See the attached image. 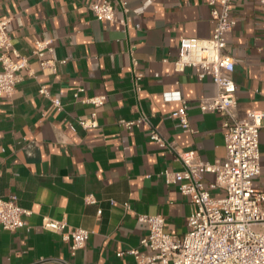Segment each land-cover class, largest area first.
I'll return each mask as SVG.
<instances>
[{"label":"crops","instance_id":"1","mask_svg":"<svg viewBox=\"0 0 264 264\" xmlns=\"http://www.w3.org/2000/svg\"><path fill=\"white\" fill-rule=\"evenodd\" d=\"M96 1L0 0V21L10 20L21 57H31L36 40H53L55 59L65 62L56 78L31 58L36 75L23 71L15 96L0 99V197H16L32 213L29 231L0 226V264H132L127 252L149 234L141 215L163 216L168 233L185 235L192 200L161 176L183 165L173 151L151 141L153 129L180 151H196L205 164L226 157L225 118L203 113L199 105L215 97V84L193 79L192 69L175 70L181 39L213 35L209 0H127V29L98 21L91 11ZM232 16L237 24L227 37V52L236 62L238 117L246 119L249 111L264 112V12L259 0H234ZM41 86L62 106L53 107L39 93ZM178 93L189 107L190 132L172 117L181 103L166 100ZM93 96H106L107 102L97 111L99 128L85 130L79 121L94 108L83 100ZM143 115L151 125H120ZM260 150L261 174L253 183L264 192V124ZM203 177L206 186L216 180L213 173ZM210 193L217 200L226 196L221 189ZM89 196L95 204L86 203ZM45 218L92 232L85 248L72 255L69 243L44 230Z\"/></svg>","mask_w":264,"mask_h":264},{"label":"built area","instance_id":"2","mask_svg":"<svg viewBox=\"0 0 264 264\" xmlns=\"http://www.w3.org/2000/svg\"><path fill=\"white\" fill-rule=\"evenodd\" d=\"M233 1L209 0L215 22L212 37L207 40L181 39L180 55L175 62L176 72L192 69L193 79H210L215 84V97L202 99L199 105L203 113H218L225 118L226 157L221 163L205 164L196 151H180L157 130H152L151 141L169 148L183 165L181 171H163L161 176L169 185L176 186L182 195L191 198L194 210L188 219L189 231L183 236L168 233L163 216L141 215L139 221L148 226L149 234L140 241L139 248L127 252L134 258L132 264H264V192L256 190L253 183L261 174L260 131L264 112L249 111L246 119L238 117L237 86L233 78L236 62L227 52V37L237 24L232 16ZM259 1L264 12V0ZM115 3L122 12L120 19L116 17ZM91 11L98 21L129 27L127 0H97L91 5ZM9 24L10 20L0 21V99L15 96L23 71H28L31 77L36 75L31 69V58L41 71L49 70L56 78L59 77V65L65 63L55 59L53 40H36L31 57H21L13 47ZM133 64L134 83L136 91L140 92L142 76L136 69L137 61ZM39 93L50 99L53 107L62 106L61 100L51 99L48 87L41 86ZM166 100L181 103L172 117L177 119L179 128L190 132L187 102L179 93L167 94ZM106 102V96L85 98L83 103L94 110L87 119L80 120L79 125L85 130L99 128L97 111ZM142 124L151 125L145 115L135 121H122L120 125L132 130ZM204 173L215 174L212 185L204 184ZM212 189H221L226 196L214 199L210 193ZM86 203L93 205L96 200L89 196ZM125 207L130 210L129 204ZM31 214L17 204L16 197H0V226L5 231H29L27 219ZM43 228L69 243L72 255L85 248L92 234L50 218L43 219Z\"/></svg>","mask_w":264,"mask_h":264}]
</instances>
